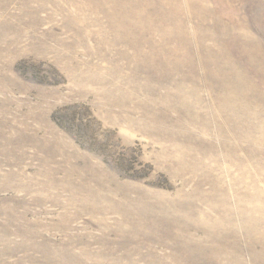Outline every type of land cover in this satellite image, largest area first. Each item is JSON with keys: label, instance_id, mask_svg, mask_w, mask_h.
Listing matches in <instances>:
<instances>
[{"label": "rangeland", "instance_id": "obj_1", "mask_svg": "<svg viewBox=\"0 0 264 264\" xmlns=\"http://www.w3.org/2000/svg\"><path fill=\"white\" fill-rule=\"evenodd\" d=\"M0 264H264V0H0Z\"/></svg>", "mask_w": 264, "mask_h": 264}]
</instances>
